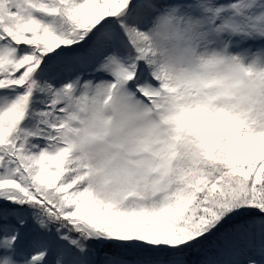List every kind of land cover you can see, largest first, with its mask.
I'll return each mask as SVG.
<instances>
[{
	"label": "snow or ice",
	"instance_id": "snow-or-ice-1",
	"mask_svg": "<svg viewBox=\"0 0 264 264\" xmlns=\"http://www.w3.org/2000/svg\"><path fill=\"white\" fill-rule=\"evenodd\" d=\"M174 5L230 43L229 74L170 87L151 72L138 42ZM248 57L264 61V0H0V264H186L209 237L201 264H264V72ZM117 67L163 126L148 162L98 190L54 100Z\"/></svg>",
	"mask_w": 264,
	"mask_h": 264
},
{
	"label": "clouds",
	"instance_id": "clouds-1",
	"mask_svg": "<svg viewBox=\"0 0 264 264\" xmlns=\"http://www.w3.org/2000/svg\"><path fill=\"white\" fill-rule=\"evenodd\" d=\"M176 12H162L138 44L150 49L148 65L162 84L170 87L190 81L214 80L232 71L240 62L230 43L204 34L200 17L174 5ZM252 73L264 72V61L243 60ZM127 69L114 68L113 79L73 85L54 103L64 105L62 142L74 159L89 169L90 183L98 190L124 179L134 162H148L147 143L163 126V111L141 101L127 88ZM167 93L161 89V102Z\"/></svg>",
	"mask_w": 264,
	"mask_h": 264
},
{
	"label": "trees",
	"instance_id": "trees-1",
	"mask_svg": "<svg viewBox=\"0 0 264 264\" xmlns=\"http://www.w3.org/2000/svg\"><path fill=\"white\" fill-rule=\"evenodd\" d=\"M221 242L217 239V237H209L207 241L204 242L203 245L199 247V250L192 249L189 250L185 255L186 264H201L202 261L212 260L217 256V245ZM105 251H111L106 249L100 250L101 258L104 255Z\"/></svg>",
	"mask_w": 264,
	"mask_h": 264
},
{
	"label": "rangeland",
	"instance_id": "rangeland-1",
	"mask_svg": "<svg viewBox=\"0 0 264 264\" xmlns=\"http://www.w3.org/2000/svg\"><path fill=\"white\" fill-rule=\"evenodd\" d=\"M159 2L162 4L173 3V2L186 3L188 2V0H159ZM220 2H230V0H220Z\"/></svg>",
	"mask_w": 264,
	"mask_h": 264
}]
</instances>
